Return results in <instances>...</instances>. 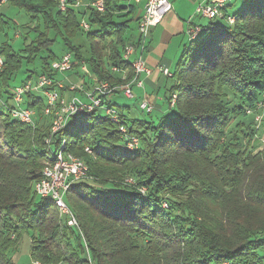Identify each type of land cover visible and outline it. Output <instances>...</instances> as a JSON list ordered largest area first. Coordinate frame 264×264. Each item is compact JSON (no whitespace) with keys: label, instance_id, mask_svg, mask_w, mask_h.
<instances>
[{"label":"trees","instance_id":"16d2710c","mask_svg":"<svg viewBox=\"0 0 264 264\" xmlns=\"http://www.w3.org/2000/svg\"><path fill=\"white\" fill-rule=\"evenodd\" d=\"M6 1L35 22L38 36L27 51L49 49L48 30L61 28L65 52L88 66L89 75L76 72L85 88L132 79L122 58L127 43L137 45V32L123 36L131 4L105 0L98 12L77 8V0H67L65 11L56 0ZM84 16L88 30L80 26ZM6 23L0 13V29ZM200 27L171 77H164L170 83L165 112L144 118L118 107L120 123L138 139L136 148L122 146L118 125L99 109L72 116L53 135V148L65 138L64 147L88 166V177L65 195L77 227L67 225L51 199L35 193L51 115L42 112L43 96L31 92L21 103L34 110L31 123L10 116V80L22 57L0 44V264H13L22 235L29 237L31 260L42 264H264V117L258 128L246 112L264 92V0H227L221 17ZM82 34L88 60L81 54ZM47 56L37 74L55 76L50 62L58 56ZM65 91L67 83L60 95ZM228 92L232 103L223 102ZM118 94L103 96L102 104L117 106L110 98Z\"/></svg>","mask_w":264,"mask_h":264},{"label":"built area","instance_id":"2783aa9c","mask_svg":"<svg viewBox=\"0 0 264 264\" xmlns=\"http://www.w3.org/2000/svg\"><path fill=\"white\" fill-rule=\"evenodd\" d=\"M3 1V0H2ZM58 9L65 11L67 0H56ZM136 4H142V11L137 22L136 43H127L124 46L122 58L132 68L133 77L130 81L122 84H111L108 81H100L94 83L91 88L85 90L84 83L78 82L67 83V91L61 94V90L66 87V83L58 80L54 75L49 76L47 73L36 75L35 80L28 78L20 86L14 87L11 100L14 108L10 110V116L25 123H31L34 110L23 107L21 103L26 94L34 92L41 94L44 98L45 105L42 112L45 116L51 115V127L48 135L45 137V144L48 148V155L42 169L41 178L34 184L35 193L41 198H49L53 201L59 212L66 216L67 225L77 227V221L74 214L70 211L65 203V195L72 183L88 177V166L85 161L68 151L64 147L65 138L61 140L57 148H53V135L64 128L70 120H67L69 114L76 112V115L82 113H91L99 109L103 115L107 116L112 123L118 125V130L123 137L122 146L126 150H133L139 145L135 136L127 134L126 128L120 123L119 111L112 104H102L103 96L109 97L114 91L120 90L126 98L133 97V86L142 87L143 80L140 77L142 73L150 74L151 69L148 67L143 58V52L149 37L150 29L157 25L172 10V3L169 0H130ZM227 0H208L196 6V13L202 17L216 18L221 17V8ZM79 0L75 1V6H80ZM84 6L92 7L98 12L105 9V0L86 1ZM228 22H233V17L228 16ZM80 26L84 30H88L89 25L85 20H81ZM3 58L0 54V69L2 67ZM79 65L80 70L89 75V69L84 61L79 63L70 52L63 53L60 57L50 62V70L54 73H65ZM115 70V67H112ZM157 72L164 77H171L172 72L165 66L158 65ZM66 93L69 94L66 97ZM80 93V94H79ZM176 95L172 96L171 105L175 102ZM138 107L145 113H151L153 105L147 98H142ZM249 114L254 113V122L258 127L262 121L264 114V92L261 94L255 108L247 109ZM264 141V140H263ZM84 151L90 152L88 147ZM165 206V204H164ZM34 264H42L34 261Z\"/></svg>","mask_w":264,"mask_h":264},{"label":"rangeland","instance_id":"374dc122","mask_svg":"<svg viewBox=\"0 0 264 264\" xmlns=\"http://www.w3.org/2000/svg\"><path fill=\"white\" fill-rule=\"evenodd\" d=\"M82 5L84 6V3H82ZM0 13L3 14L5 21H7L6 25L2 29H0V44L7 45L12 52H14L15 54H19L22 57L18 72H16L13 78L10 80L11 86L13 87L20 86L21 81L25 79L26 76L29 74H31L30 79L35 80L36 78L35 76L38 75L37 73L41 70L43 59L49 57L47 56L48 51L52 52L54 55L59 57L63 52L67 50V46L65 45L62 39V35H61L62 30L59 27V31L55 30L54 28L48 30L47 38L52 41L51 42L52 46H50L49 49H43L36 52L27 51V47L32 42H35L38 36V31L32 28L35 22H32L33 21L32 18L25 10L16 7L15 5H13L12 3L6 0H3L0 3ZM78 17L80 18L81 15L79 14ZM83 18L85 20L86 16H84ZM195 19L200 21L202 24H205L207 22L205 18L200 19L199 17L196 16ZM135 26H136L135 22L133 21L129 22L130 29H127L125 31L123 35L124 38H128L131 34L136 33ZM40 30H42V26H40ZM73 42L75 43V41ZM79 44H81L82 56L88 60L90 58V51L84 34H82ZM170 56H172V50L168 52V57ZM49 60L50 59H48L47 61ZM76 72L80 74L83 73L78 66L73 71H67L65 73H57L55 74V77L64 83L78 82ZM169 84L170 83L168 81V85ZM165 89H166V84L159 88V95H158L159 99L157 101L159 108L153 107V110L150 113V115L146 114L138 107V103L141 100V98L137 97L140 96L137 95L138 94L137 88H133L132 98H126L121 93L122 96L116 97L117 106L114 105L113 106L118 109V107L123 106L124 104H129L133 115H139V116L141 115L144 118H149L150 116L155 118L161 115L160 114L161 112H165L168 109L167 99L164 97ZM85 90H87V88ZM150 91L151 88L147 89L145 92L149 93ZM68 96L69 94L66 93V97ZM144 98H147V96L146 97L144 96ZM222 98L224 103H232L234 102L235 99L234 96H231V93L229 92L228 94H226V96H222ZM249 115L253 116L254 113H251ZM261 124L262 121L258 126V128L262 127ZM129 181H131V179H129ZM144 190L145 189L142 187L141 191L143 192ZM11 258L13 264H34V261L31 260L29 255V237L27 235L21 236L18 242L17 251L11 254Z\"/></svg>","mask_w":264,"mask_h":264},{"label":"crops","instance_id":"0c3cea01","mask_svg":"<svg viewBox=\"0 0 264 264\" xmlns=\"http://www.w3.org/2000/svg\"><path fill=\"white\" fill-rule=\"evenodd\" d=\"M81 2L80 8L85 6L86 0H79ZM172 3V10L165 15V17L157 25L150 29L149 37L145 50L143 52V58L148 67L151 69L150 74L142 73L140 77L143 80V86H133V88L138 89V94L141 99L147 96L149 102L155 107L159 108L157 101L159 99V88L166 84V89L168 82L164 76L157 72L156 67L158 65L165 66L169 71H173L174 66L180 56V53L187 44L189 37L187 34V21L202 25V23L195 19L196 15L194 13L195 8L198 4L204 3L208 0H169ZM125 4H131L133 7L132 21L136 23L135 32H137V19L142 11V4H136L130 0L124 1ZM200 18V17H199ZM198 19V18H197ZM201 19V18H200ZM136 34V33H135ZM134 34V35H135ZM172 50V56L168 57V52ZM151 88L149 93L145 91ZM165 89V91H166ZM122 96L121 94L111 97L110 100L116 102V97ZM124 106L130 107L129 104H124ZM131 112V107H130ZM132 114V112H131Z\"/></svg>","mask_w":264,"mask_h":264},{"label":"water","instance_id":"95a60500","mask_svg":"<svg viewBox=\"0 0 264 264\" xmlns=\"http://www.w3.org/2000/svg\"><path fill=\"white\" fill-rule=\"evenodd\" d=\"M194 13L197 17L205 18L206 20L207 19H213V18L202 17V16L198 15L196 13V11H194ZM200 29H201L200 25L192 22L191 20L187 21V34H188L189 39L192 37H195L200 32ZM171 101H172V99L170 100L169 107L174 106V103L171 105ZM74 115H76V112H72L71 114H69L67 120H70L72 118V116H74Z\"/></svg>","mask_w":264,"mask_h":264}]
</instances>
